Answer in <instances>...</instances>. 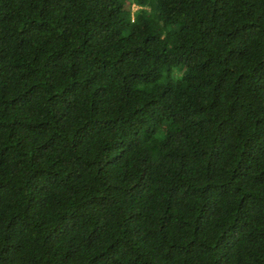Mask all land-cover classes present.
<instances>
[{"label":"trees","instance_id":"obj_1","mask_svg":"<svg viewBox=\"0 0 264 264\" xmlns=\"http://www.w3.org/2000/svg\"><path fill=\"white\" fill-rule=\"evenodd\" d=\"M0 264H264V0H0Z\"/></svg>","mask_w":264,"mask_h":264}]
</instances>
